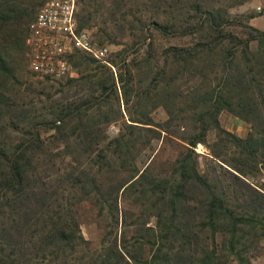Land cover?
Returning a JSON list of instances; mask_svg holds the SVG:
<instances>
[{"label": "trees", "instance_id": "16d2710c", "mask_svg": "<svg viewBox=\"0 0 264 264\" xmlns=\"http://www.w3.org/2000/svg\"><path fill=\"white\" fill-rule=\"evenodd\" d=\"M247 1L82 0L79 29L103 17L95 41L120 49L105 62L76 52V78L39 88L25 41L46 1L0 0V264L263 254L264 195L250 180L264 176V31L230 13ZM222 112L248 125L245 137L221 127ZM157 142L177 153L158 167ZM85 209L96 246L81 233Z\"/></svg>", "mask_w": 264, "mask_h": 264}, {"label": "built area", "instance_id": "2783aa9c", "mask_svg": "<svg viewBox=\"0 0 264 264\" xmlns=\"http://www.w3.org/2000/svg\"><path fill=\"white\" fill-rule=\"evenodd\" d=\"M80 0H49L28 25L25 45L28 69L39 79L62 82L74 76L69 57L76 52L105 62L108 50L98 47L88 30L79 29L77 3ZM251 264H264V254Z\"/></svg>", "mask_w": 264, "mask_h": 264}, {"label": "rangeland", "instance_id": "374dc122", "mask_svg": "<svg viewBox=\"0 0 264 264\" xmlns=\"http://www.w3.org/2000/svg\"><path fill=\"white\" fill-rule=\"evenodd\" d=\"M25 2L22 3V7H27L30 8V5L32 3V1L34 3H38L41 0H24ZM46 2L49 0H45ZM82 1V0H80ZM77 3V12L80 11L81 9V4H79V2ZM105 1V0H102ZM111 1L113 0H106V2L111 3ZM228 1V0H226ZM107 5L109 6V4L107 3ZM230 13L232 16H251L252 18L248 20L249 25L257 28L260 31H264V0H248L247 2H245L243 5L235 7L233 9L230 10ZM103 20V17L98 16L97 19H95L93 22H91L89 24V33L92 34L93 38L95 33L97 32V29L101 27L102 23L101 21ZM87 30V29H85ZM126 36V34H125ZM128 39V37L126 36L125 38H123V41H126ZM95 41V38H94ZM118 42H120V39L117 40ZM96 45L98 47H105L108 50V55L107 57H109V55L113 52H116L120 49L119 46H115V45H109V44H104L103 46H99L98 43L95 41ZM27 72L31 74V72L28 70V66L26 68ZM73 73L74 76L73 78L77 77V72L75 69H73ZM30 81H32L33 84H35L36 87L41 88L40 85H38L39 82H42L44 85H50L49 83H46L44 80L39 79L37 77L32 78ZM57 87V85H55ZM49 89H47L46 91H48ZM154 118L156 121H162L164 120V117L162 115V112L158 111L154 114ZM219 123L221 125L222 128H224L225 130L235 134L238 137H245L247 132H248V125L245 124L244 122H242L241 120H239L238 118L232 116L231 114L227 113V112H222L219 116ZM109 135H113L115 133V129L113 127H110V129L108 130ZM213 136L209 138L210 141H212ZM164 145L161 146L160 142L155 143V151L157 153L154 161L157 162H152L153 166L158 167L159 164H164L168 161H172L174 160V158L176 157V151L173 150L170 147H164ZM155 151L153 152L155 155ZM195 152L199 155V165L200 168H203V163L205 161V158L208 157V151L206 149L205 146L199 144L196 146ZM150 154L149 152H147L146 155ZM148 159V156H142L141 160L138 163L139 168H142L145 160ZM250 182L252 184H254L255 186H257L259 189V191L264 195V176H258V178L252 179L250 180ZM83 217H82V221L83 224H81V233L83 235V237L90 241L94 246L98 245L100 238H101V231L98 229L97 225L94 223V219H95V212H87V209H85V211L82 213ZM264 245V243H263ZM264 254V251H263ZM261 254V255H263ZM255 259V258H254Z\"/></svg>", "mask_w": 264, "mask_h": 264}]
</instances>
